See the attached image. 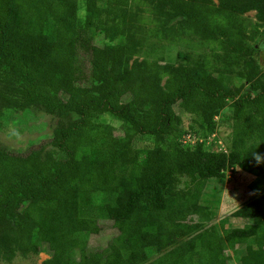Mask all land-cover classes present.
<instances>
[{
	"label": "trees",
	"instance_id": "trees-1",
	"mask_svg": "<svg viewBox=\"0 0 264 264\" xmlns=\"http://www.w3.org/2000/svg\"><path fill=\"white\" fill-rule=\"evenodd\" d=\"M250 8L264 21V0H0V128L12 111L56 119L37 143L0 140V264L41 252L45 264H264V55ZM238 166L254 175L257 221L208 224L209 183ZM104 220L118 234L93 247Z\"/></svg>",
	"mask_w": 264,
	"mask_h": 264
},
{
	"label": "rangeland",
	"instance_id": "rangeland-1",
	"mask_svg": "<svg viewBox=\"0 0 264 264\" xmlns=\"http://www.w3.org/2000/svg\"><path fill=\"white\" fill-rule=\"evenodd\" d=\"M246 19L248 32L250 34L257 32L254 38V43L257 47L258 59L262 61L264 55V21L262 13L258 9L250 8L241 14ZM178 48L176 46L167 44L166 59L175 61ZM237 85L241 81L237 80ZM99 122L110 123L114 125L115 131L119 134L123 132L121 122L108 115H98L95 118ZM218 126L216 130V137L221 139L223 143L231 136V123L223 118V112L216 118ZM56 125L54 116L44 113L40 110H25L12 111L8 113L3 120L2 128H0V140L10 148H22L25 145L33 142L37 143L48 137ZM151 139L147 136H138L135 143L138 147L149 145ZM226 145V144H225ZM254 179V175L247 173L237 167L233 174H229L223 180H212L208 185V192H217L219 197V206L216 215L208 223H215L222 229V223L225 226L232 228L240 224L248 222L243 217H253L257 221L256 216L252 212L250 199L258 194L251 190L249 184ZM191 220H197L193 216ZM103 229L98 234H93L90 237V245L93 247L105 246L108 241L118 234V230L113 227L111 221H102ZM238 224V225H235ZM232 254V252L230 251ZM250 257H256L257 252L249 254ZM49 258L46 252L40 254L30 253L27 255L17 254L10 261L3 260L1 264H45V260ZM233 264H239L233 261Z\"/></svg>",
	"mask_w": 264,
	"mask_h": 264
},
{
	"label": "built area",
	"instance_id": "built-area-1",
	"mask_svg": "<svg viewBox=\"0 0 264 264\" xmlns=\"http://www.w3.org/2000/svg\"><path fill=\"white\" fill-rule=\"evenodd\" d=\"M189 138H190V136H189Z\"/></svg>",
	"mask_w": 264,
	"mask_h": 264
}]
</instances>
